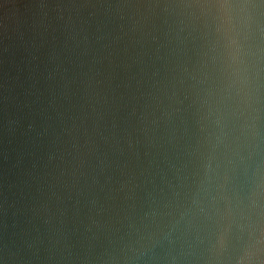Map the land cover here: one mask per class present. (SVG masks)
<instances>
[{"label":"water","instance_id":"water-1","mask_svg":"<svg viewBox=\"0 0 264 264\" xmlns=\"http://www.w3.org/2000/svg\"><path fill=\"white\" fill-rule=\"evenodd\" d=\"M0 264H264V0H0Z\"/></svg>","mask_w":264,"mask_h":264}]
</instances>
